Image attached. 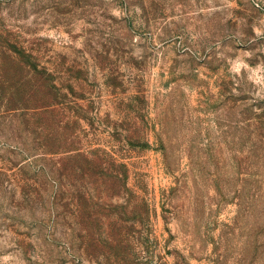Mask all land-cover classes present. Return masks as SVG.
<instances>
[{"label": "rangeland", "instance_id": "obj_1", "mask_svg": "<svg viewBox=\"0 0 264 264\" xmlns=\"http://www.w3.org/2000/svg\"><path fill=\"white\" fill-rule=\"evenodd\" d=\"M0 45L72 101L58 150L126 170L130 191L112 196L92 168L100 221L63 205L55 219L0 176V264H264V0H0ZM21 128L0 119L1 168Z\"/></svg>", "mask_w": 264, "mask_h": 264}, {"label": "trees", "instance_id": "obj_2", "mask_svg": "<svg viewBox=\"0 0 264 264\" xmlns=\"http://www.w3.org/2000/svg\"><path fill=\"white\" fill-rule=\"evenodd\" d=\"M2 46L4 45H0V58H8L24 73L17 79H5L3 73L0 74V85L6 87L0 97V102L5 100L6 104L5 110L0 111V119H10L13 125L20 120L25 139L19 145H7L6 150L10 154L20 155L21 158L3 159L7 165L0 167V176H11L14 182L25 184L20 192L21 197L26 202L50 205L55 219L63 214L58 210L63 205L70 210L71 216L75 215L82 221L92 219L99 222L101 217L94 212L99 211L97 207L101 208L100 204L86 187L93 177L89 170L95 169V182L99 186L105 185L109 178L112 183L110 192L117 197L127 196L130 192L126 170L122 175L104 173L102 159L98 156L97 159H90L79 149L60 152L54 115L60 107L68 109L72 101L68 100V94L57 85L55 72L41 66L23 48L16 45ZM69 87L72 88V85ZM58 155L64 157L57 160L55 157ZM74 161H80L86 168L80 167V172L79 169L71 168L70 163ZM111 164L115 166V163ZM122 167L125 168V165ZM8 172L10 175H7Z\"/></svg>", "mask_w": 264, "mask_h": 264}]
</instances>
